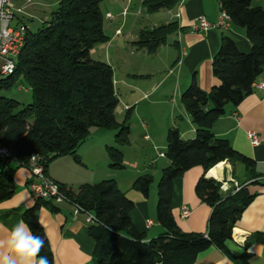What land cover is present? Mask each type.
<instances>
[{"label": "trees", "instance_id": "trees-1", "mask_svg": "<svg viewBox=\"0 0 264 264\" xmlns=\"http://www.w3.org/2000/svg\"><path fill=\"white\" fill-rule=\"evenodd\" d=\"M103 0H59L36 31L27 28L13 73L0 79V89L10 88L20 77L30 90L31 102L22 104L0 95V143L11 149L14 158H0V202L15 192L11 171L26 167L29 156L37 153L49 161L62 155H73L94 126L113 129L115 143L126 144L130 130L129 111L122 123L115 117L118 102L113 86V70L106 61L95 60L90 51L107 40L102 29ZM180 0H140L146 14L173 8ZM229 15L230 23L244 29L251 49L239 51L228 35L221 36L220 45L212 57V76L218 80L209 91L192 81L180 95V102L195 127L194 137L183 140L177 128L166 132L164 156L169 164L157 179L156 219L163 233L150 241L136 232L130 211L133 201L119 189L114 179L81 184L76 191L58 184V189L71 203L95 216L88 225L94 241L89 264H191L197 254L211 246L224 249L232 227L254 195L233 186L221 190V182L205 177L216 163L226 161L231 166L241 164L251 172L254 161L236 151L226 139L215 136L211 125L224 114L227 104H239L251 92L252 83L264 71V0H218ZM177 22L161 23L140 28L131 45L137 50L154 54L167 37L183 31ZM142 77V76H140ZM108 169L123 167L122 151L107 146ZM199 166L194 192L210 207L205 233L184 232L171 213V191L174 178L191 167ZM252 175V174H249ZM251 176L250 178H252ZM143 174L133 180L132 187L146 195L153 180ZM53 200L35 199L22 210L21 219L32 232L45 239L40 255L53 256L38 209L42 206L55 211ZM264 244V232H254L244 246ZM247 254L240 261L247 263Z\"/></svg>", "mask_w": 264, "mask_h": 264}, {"label": "crops", "instance_id": "crops-1", "mask_svg": "<svg viewBox=\"0 0 264 264\" xmlns=\"http://www.w3.org/2000/svg\"><path fill=\"white\" fill-rule=\"evenodd\" d=\"M52 1L50 3L37 0L35 4L44 8L46 5L52 6L59 0ZM130 1L125 2L126 5L122 8L120 15L123 14L124 9V14H128ZM27 2L30 1L27 0ZM28 3L15 2L14 4L26 7ZM219 10L218 0H180L173 8L166 11L159 10L152 14H146L141 5L139 11L140 13L142 11L143 16L138 20L136 34L140 28L154 27L172 21L177 22V26L183 28V31L170 35L171 40L167 39L166 43L160 45L154 54L137 50L131 45L136 34L125 37L124 42L116 46L119 51L118 56L128 59L138 57L139 59L136 68L127 67L126 70L132 71H125L128 76L132 74L134 77H129L128 81L124 80L134 95L133 101L136 102L134 106L140 102L155 107L168 105L167 122L163 127L164 133L171 127L177 128L183 140L194 137L195 127L183 103L179 102L180 95L192 81H195L204 91H209L211 87L218 84V80L212 76L210 61L220 45L221 36L231 37L237 49L243 53L251 49L249 41L244 36L245 31L241 27L230 24L226 30L192 29L199 17L214 22ZM51 11L52 9L48 13L50 14ZM31 12L25 9L22 19V23L27 28H29L28 22L33 18ZM40 12H43L41 19L43 22L46 21L49 15H46L44 10ZM151 16L158 17V19L150 20L145 24L141 23L148 17L151 19ZM120 30L117 27L115 34H121ZM112 42L111 40L107 45ZM107 45L103 49H108ZM93 51L91 49L89 55ZM250 87L251 92L241 99L239 104L226 105L224 114L211 125V131L215 136L228 140L236 151L250 157L254 161L253 169L249 172L241 164L231 166L228 162L221 161L219 162L220 168L214 165L205 173V177L210 176L219 182H225L227 188L232 186L233 181L242 183L244 189L254 197L240 213L232 227L231 237L225 240L224 249L211 246L197 254L191 264H244L240 261L244 254L248 255L246 264H264V244L257 242L248 247L244 246L246 239L252 233L264 232V71ZM123 105V109L127 111L132 106L131 101ZM143 127L147 125L143 124ZM248 131H254L259 135L260 142L257 145H251L247 138ZM144 139L150 140V136L145 134ZM113 141L115 142V134ZM107 146L110 145L106 143L105 148ZM103 155L100 152L99 159L85 161L82 167L76 166L74 162L68 165L75 167H66V163L61 162L59 158L47 164L44 172L56 183L71 187L73 190L74 186H77L75 187L77 190L81 184L96 183L105 178L114 179L119 189L134 203L129 219L136 232L142 233L146 241L158 237L164 232V228L155 218L157 189L151 183L147 194L143 195L132 187L135 178L129 181L127 187H121L120 181L106 170L109 168V159L105 162ZM168 164L169 161L162 166V169ZM73 172H75L74 175ZM10 173L16 189L12 197L0 202V241L6 240L13 226L23 222L22 210L32 206L35 202V198L30 194L26 185L30 179L28 169L23 166L15 167ZM202 174V168L194 166L184 171L181 176L174 178L172 183L171 213L179 229L184 232H206L210 207L203 203L193 191L198 177ZM251 176L253 177L250 178ZM53 206L55 211L44 206L38 209V222L42 225L48 239L53 264H89L92 260L94 241L88 234L89 223L84 221L85 216L74 214L71 205L66 202H54ZM183 206L189 209V214L184 217L181 216ZM146 220H151L152 224L147 226Z\"/></svg>", "mask_w": 264, "mask_h": 264}, {"label": "rangeland", "instance_id": "rangeland-1", "mask_svg": "<svg viewBox=\"0 0 264 264\" xmlns=\"http://www.w3.org/2000/svg\"><path fill=\"white\" fill-rule=\"evenodd\" d=\"M14 3L25 4L28 3L27 0H11ZM30 2L25 7L26 11H32L33 18L28 22L29 29L36 31L38 27L41 26L43 20V12L49 15L48 11L53 10L55 4L52 6L46 5L44 8L36 6L37 0H29ZM48 2H53L52 0H44ZM127 0H103L100 4V9L103 16L102 29L104 34L107 36V40L101 43H97L92 49L91 57L95 60L107 61L111 65L113 70V86L114 92L117 96L118 102L115 108V119L118 123H122L127 110L123 109L124 103H129L131 101V108L129 110V115L127 116V124L129 126L130 133L128 137V142L123 145H119L113 141L114 134L116 131L110 128H104L99 126H94L89 130V135L87 139L80 144V147L75 153V158L73 155H62L53 158L48 164L56 161L57 159L62 160L61 162L66 163V167L83 166L84 162H90V160L99 159L98 155L102 152L104 155V161L108 159L106 156L105 145L115 146L120 151H122L123 156V167L120 169H106L113 174L115 178L120 181L121 187H127V184L131 179H136L139 175L149 174L153 180L152 184L155 189H157V179H160L162 166L168 161L164 156L165 146H166V133H164L163 127L167 122L168 115V105L163 104L161 106H148L144 102L137 103L134 106L132 92H130L129 87L125 84L129 77H134V75H127L125 71L127 67L136 68L138 64V57H129V59L124 56H118L119 51L117 50V44L123 43L125 37L129 35H135L139 23V18H142V11L140 13L141 2L140 0H131L129 4L128 14H122L121 10L126 5ZM28 8V9H27ZM110 13V16H108ZM146 18V17H145ZM151 19H144L141 23H149V21H155L158 17L151 16ZM119 27L121 34L116 35L115 30ZM171 40L170 37L167 38ZM113 41L110 45H107ZM109 46L108 49H103L104 46ZM130 61V62H129ZM135 63V64H134ZM6 78L5 75H0V79ZM123 79V81H121ZM10 88H1L0 95L3 97L11 98L20 102L22 104H28L31 102L30 90L28 86L24 83L22 78H18L16 83ZM138 97V95H137ZM180 102V101H179ZM146 124L147 127H143ZM150 136V140H145L144 135ZM97 156V157H95ZM84 159V160H83ZM70 160V161H69ZM68 162V163H67ZM139 173V174H138ZM73 175L75 172L72 173ZM73 178L75 176H72ZM106 179V178H105ZM101 181V180H100ZM233 186V184H232ZM77 186H74L76 190ZM234 188V187H233ZM156 212V208H155Z\"/></svg>", "mask_w": 264, "mask_h": 264}, {"label": "built area", "instance_id": "built-area-1", "mask_svg": "<svg viewBox=\"0 0 264 264\" xmlns=\"http://www.w3.org/2000/svg\"><path fill=\"white\" fill-rule=\"evenodd\" d=\"M219 14L214 22L207 21L204 17H199L197 24H194L193 30H209L220 29L226 30L229 28L230 18L229 15L220 8ZM125 13V9L123 14ZM25 15V5H16L11 0H0V75H10L15 70L16 56H18L24 41V35L27 27L22 23ZM119 32V30L117 31ZM247 138L251 145L255 146L260 142L259 135L254 131L247 132ZM161 154V153H159ZM162 155V154H161ZM0 158L12 159L14 154L11 149L5 147L0 143ZM26 168L30 174V179L27 182V189L33 198H41L45 200H53L54 202H66L71 205L74 214H83L85 220L89 224L95 223V216L85 209L81 208L76 203H71L58 189V184L50 179L44 169L45 159L37 153H32ZM233 189L240 188L239 183L232 182ZM221 190H226V183L221 182ZM189 209L185 206L181 208V216H187ZM151 220H146V225L150 226Z\"/></svg>", "mask_w": 264, "mask_h": 264}, {"label": "clouds", "instance_id": "clouds-1", "mask_svg": "<svg viewBox=\"0 0 264 264\" xmlns=\"http://www.w3.org/2000/svg\"><path fill=\"white\" fill-rule=\"evenodd\" d=\"M45 239L19 222L10 229L6 240L0 241V264H49L47 256L40 255Z\"/></svg>", "mask_w": 264, "mask_h": 264}, {"label": "bare ground", "instance_id": "bare-ground-1", "mask_svg": "<svg viewBox=\"0 0 264 264\" xmlns=\"http://www.w3.org/2000/svg\"><path fill=\"white\" fill-rule=\"evenodd\" d=\"M216 168H220V164L219 163H216Z\"/></svg>", "mask_w": 264, "mask_h": 264}, {"label": "water", "instance_id": "water-1", "mask_svg": "<svg viewBox=\"0 0 264 264\" xmlns=\"http://www.w3.org/2000/svg\"><path fill=\"white\" fill-rule=\"evenodd\" d=\"M208 177H210V176H208Z\"/></svg>", "mask_w": 264, "mask_h": 264}]
</instances>
